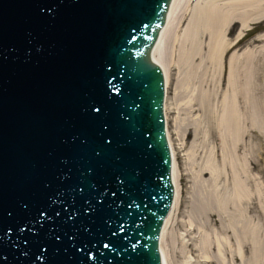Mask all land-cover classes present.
<instances>
[{"label": "water", "instance_id": "1", "mask_svg": "<svg viewBox=\"0 0 264 264\" xmlns=\"http://www.w3.org/2000/svg\"><path fill=\"white\" fill-rule=\"evenodd\" d=\"M172 0H0V264H162Z\"/></svg>", "mask_w": 264, "mask_h": 264}, {"label": "rangeland", "instance_id": "2", "mask_svg": "<svg viewBox=\"0 0 264 264\" xmlns=\"http://www.w3.org/2000/svg\"><path fill=\"white\" fill-rule=\"evenodd\" d=\"M260 36L264 37V22L253 24L251 30L245 31L237 56L242 57L246 52L253 54L255 60L260 61L258 72L264 75V41L255 43ZM179 75L176 70L170 72L166 92L168 128L175 151L179 186V204L173 217L174 224H179H173L172 233L175 247L184 246L185 249L182 258L175 257L174 253V264H183L185 257L189 260L188 264H203V252L197 251L194 246L203 236L209 240L210 249L206 253L217 260V245L230 240L232 236L224 233L220 224H215L220 218L219 203L222 199L229 200L227 206L233 211L235 206H239L243 221L248 226H254L258 234L259 259H253L249 240L245 242L247 248L242 257L251 264H264V76L236 82L237 94L233 93L226 79L222 81L212 75L197 79L192 83L194 89L196 92H205L209 99V106L200 109L196 97L190 108L181 103L182 97L177 100L174 92ZM226 100L237 109L238 122L241 123L240 131L236 133L237 139L233 137L234 134L231 135L227 130L222 132L218 127ZM182 139L189 140L190 144H183ZM208 164L215 170L216 177H211L210 170L206 168ZM235 171L246 189L247 197L242 199L240 205L234 206L231 199ZM203 202L215 222L211 219L208 221L205 212L201 211ZM223 219L229 218L223 215ZM187 245L189 247L186 248ZM230 245L234 243L231 241ZM224 257L226 259L227 256Z\"/></svg>", "mask_w": 264, "mask_h": 264}, {"label": "bare ground", "instance_id": "3", "mask_svg": "<svg viewBox=\"0 0 264 264\" xmlns=\"http://www.w3.org/2000/svg\"><path fill=\"white\" fill-rule=\"evenodd\" d=\"M263 22L264 0H172L166 25L161 30L151 56L152 61L163 70L166 92L170 72L176 70L180 73L174 92L177 100L178 97H180V100L182 97L181 103L190 108V105L192 106L191 102L196 97L199 103L197 105L202 109L209 106V99L205 92L201 90L196 92L194 89L192 83H195L197 79L201 77L205 79L211 75L215 78H221L222 81L226 79L231 90L233 89V93L237 94L236 82L242 81V79L263 77L264 75L258 72L260 61H256L253 54L246 52L242 57L237 56L245 31L251 30L253 24ZM263 41L264 37L260 36L256 38L255 43ZM183 99L185 100L183 101ZM167 100L166 98L165 117L173 160L174 200L161 231L160 252L162 264H174L173 258H182L185 255V249L184 246L175 247V236L172 233L173 217L179 204V186L175 151L168 128ZM238 120L237 109H235L232 102L228 103V100H226L218 127L222 132L227 130L231 135L234 134L233 137L237 139L236 135L240 131L239 126L241 124ZM178 128H180V124ZM183 135L181 134V136ZM182 141L183 144H190L189 140L182 139ZM206 168L210 170L211 177H216L215 170L209 164L206 165ZM234 175V193L231 200L235 206L240 205L242 199L247 197V192L239 177L236 176V171ZM196 177L199 179V174ZM228 201V199L220 201L219 209L221 213L216 222L213 220V215L208 214L209 208H207L205 202L201 204V211L205 212L208 221L211 219L215 224H220L224 233L232 235L230 240L217 245V260L212 259L206 253L210 249L209 240L208 237L203 236L199 243L194 245L197 251L204 254L203 264H216L217 262L218 264H229L230 261L233 264H251L242 257V253H245L247 248L245 245L246 240L252 243L253 259L255 261L259 259V238L255 227L246 225L243 221V212L239 206L238 208L235 206L234 211L232 208H228ZM223 215H227L229 219L224 220ZM177 224L174 225L177 226ZM189 225H192V223H189ZM192 230L193 232L196 231V229ZM229 241L230 243L232 241L234 245L231 246L228 243ZM172 246L173 249L171 250ZM223 254L227 256L226 259ZM188 262V258L185 257L183 264H188Z\"/></svg>", "mask_w": 264, "mask_h": 264}]
</instances>
